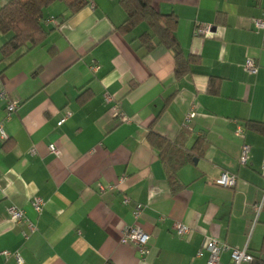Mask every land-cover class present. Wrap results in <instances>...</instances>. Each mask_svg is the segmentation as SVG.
Here are the masks:
<instances>
[{
  "label": "crops",
  "instance_id": "1",
  "mask_svg": "<svg viewBox=\"0 0 264 264\" xmlns=\"http://www.w3.org/2000/svg\"><path fill=\"white\" fill-rule=\"evenodd\" d=\"M152 3L177 17L181 52L195 57L180 75L172 50L143 46L147 24L120 30V0H90L75 14L55 3L44 13V44L10 58L1 54L0 34V123L9 137L0 142V264H18L16 253L23 264H207L208 253L198 252L209 238L228 247L222 264H231L234 249H261L264 209L257 215L254 205L264 190V133L252 125H264V33L254 25L264 0ZM206 27L211 35H199ZM248 59L257 74L246 70ZM13 102L19 107L8 117ZM114 105L131 122L115 118ZM151 131L193 153L177 185ZM223 173L236 175L235 187L216 184ZM34 197L44 201L41 214ZM11 206L36 223L28 239L26 223L9 220ZM175 223L190 233L176 235ZM134 224L151 236L145 257L122 242Z\"/></svg>",
  "mask_w": 264,
  "mask_h": 264
},
{
  "label": "trees",
  "instance_id": "2",
  "mask_svg": "<svg viewBox=\"0 0 264 264\" xmlns=\"http://www.w3.org/2000/svg\"><path fill=\"white\" fill-rule=\"evenodd\" d=\"M152 1L120 0L126 14V20L120 30L129 32L143 23L147 24L152 33H144L140 36L143 46L151 50L156 44H161L172 50L177 61L176 73L180 75L191 67L196 61L195 57L184 58L181 52L176 37L177 17L173 14L159 13L153 7ZM58 2L64 3L68 11L75 14L88 6L90 0H9L0 9V34L5 37L1 48L3 58H10L21 49L29 51L44 44L49 35V30L44 24V13ZM155 39L158 43L154 42ZM252 126L253 129L264 133V125ZM149 139L161 152L162 159L170 172V183L177 185V172L190 161L193 153L176 149L175 144L153 131L150 132ZM252 255L254 257L252 264H264V238L259 252Z\"/></svg>",
  "mask_w": 264,
  "mask_h": 264
},
{
  "label": "built area",
  "instance_id": "3",
  "mask_svg": "<svg viewBox=\"0 0 264 264\" xmlns=\"http://www.w3.org/2000/svg\"><path fill=\"white\" fill-rule=\"evenodd\" d=\"M50 23H52L54 26H58V21L56 19H51ZM255 29L258 31H262L264 33V16L263 18L256 20L255 23ZM199 35H205L209 36L211 35V28L206 27L205 29L198 30ZM246 70L249 73L257 74L259 71L258 66L256 65L255 61L253 59H248L246 63ZM1 98L6 99V95L3 93L0 95ZM107 102H111V98L107 97ZM19 107V102H13L9 103L7 106L8 111V117L14 113ZM112 114L115 118H118L121 123H129L131 120L121 111L120 107L118 105H114L111 109ZM72 115L71 112H66L64 118L58 123L59 126H62L66 120ZM195 117V113L193 111L189 112L186 116V123H189L193 118ZM238 135H242L243 131L239 129L237 131ZM8 134L5 130L4 124L0 123V142H5L8 140ZM50 151L55 154L59 155L60 152L55 147V145L50 146ZM249 154H250V147L248 145L243 146L242 150V156H241V163L246 165L249 160ZM262 176L264 178V164L262 166ZM237 183V177L234 174L229 173H223L219 179L216 180V184L221 187L226 188H233L235 187ZM100 189L103 190L102 186H100ZM32 206L35 209V211L38 214H41L44 209V201L39 197H34L32 199ZM125 202L128 203L129 199H125ZM264 209V190H263V196L260 202L256 203L254 205V210L256 214L258 215L262 210ZM143 210L142 205H138L134 216L136 219H138L141 216ZM8 216L9 220L14 224L19 223H26L27 226V232H24V237L28 239L30 234H33L37 231L36 223L28 220L26 218L25 212L16 207L11 206L8 209ZM174 231L176 235L178 236H185L190 233V228L182 223H175L174 225ZM151 236L145 232L140 226L137 224L127 226L124 229L123 239L122 242L127 245H133L136 247V250L138 253L145 257L149 254V243H150ZM228 250V247L220 242L216 238H209L204 249L200 250L198 252V257H202L204 255V251L208 253V259L207 264H222L221 263V255L224 251ZM5 256H10L11 254L9 252L4 253ZM17 259L18 264H23V259L19 253H16L14 255ZM254 260L253 255L248 251L247 248L244 249H234L232 250L231 254V264H252Z\"/></svg>",
  "mask_w": 264,
  "mask_h": 264
}]
</instances>
